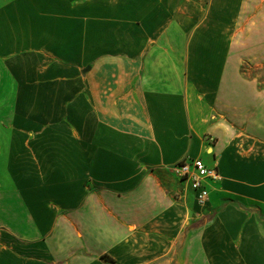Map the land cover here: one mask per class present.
Here are the masks:
<instances>
[{
  "label": "crops",
  "instance_id": "1",
  "mask_svg": "<svg viewBox=\"0 0 264 264\" xmlns=\"http://www.w3.org/2000/svg\"><path fill=\"white\" fill-rule=\"evenodd\" d=\"M243 65L264 0H0V264H264ZM184 157L217 164L203 209L174 197Z\"/></svg>",
  "mask_w": 264,
  "mask_h": 264
},
{
  "label": "built area",
  "instance_id": "2",
  "mask_svg": "<svg viewBox=\"0 0 264 264\" xmlns=\"http://www.w3.org/2000/svg\"><path fill=\"white\" fill-rule=\"evenodd\" d=\"M208 151L214 144V138L205 136ZM179 182V190L175 194L178 201L186 202L191 194L195 205L199 208L205 207L209 200L213 185L221 180L217 164L213 159L211 164L206 163L202 158L184 157L172 168Z\"/></svg>",
  "mask_w": 264,
  "mask_h": 264
},
{
  "label": "rangeland",
  "instance_id": "3",
  "mask_svg": "<svg viewBox=\"0 0 264 264\" xmlns=\"http://www.w3.org/2000/svg\"><path fill=\"white\" fill-rule=\"evenodd\" d=\"M242 74L244 77L246 78H256L257 81L259 82L260 87H264V66L263 67H259V68H254L248 65H243L242 66ZM243 208H247L245 206H242ZM254 209H256L257 212V216L259 220H263L264 219V211L261 207H259L258 209L256 208V206H252ZM251 207V208H252ZM204 207H202L201 209H203ZM214 214V212H213Z\"/></svg>",
  "mask_w": 264,
  "mask_h": 264
}]
</instances>
